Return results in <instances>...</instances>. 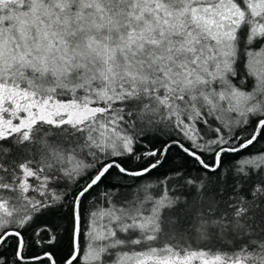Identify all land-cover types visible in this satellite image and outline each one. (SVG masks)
<instances>
[{
  "label": "snow or ice",
  "instance_id": "1",
  "mask_svg": "<svg viewBox=\"0 0 264 264\" xmlns=\"http://www.w3.org/2000/svg\"><path fill=\"white\" fill-rule=\"evenodd\" d=\"M0 264H264V0H0Z\"/></svg>",
  "mask_w": 264,
  "mask_h": 264
}]
</instances>
